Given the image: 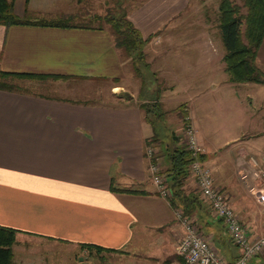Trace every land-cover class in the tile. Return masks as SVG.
<instances>
[{
    "label": "crops",
    "instance_id": "0c3cea01",
    "mask_svg": "<svg viewBox=\"0 0 264 264\" xmlns=\"http://www.w3.org/2000/svg\"><path fill=\"white\" fill-rule=\"evenodd\" d=\"M8 1H13L17 17L28 13L39 18L48 14L54 1L70 0ZM188 6L189 0H145L129 9L128 19L143 39L156 36V44L169 43L171 34L160 37L157 32L173 25ZM203 24L202 38L210 46L216 37L211 38ZM213 57L212 52L211 62ZM256 63L264 71V37ZM129 64L107 30L0 26V71L67 78L27 81L28 86L33 83L62 97L0 91V227L16 232L12 264H84L104 255L182 264L176 254L183 233L174 215L177 208L158 195L148 172L145 140L154 131L144 121L142 104H136L135 96L129 94L127 100L119 92L126 88L123 80ZM103 80H117L107 96L118 104L71 98L87 97L84 84ZM142 82L145 86V79ZM239 85L249 89L256 84ZM254 101L263 108L264 98L247 92V105ZM248 106L245 113L252 116ZM161 126L159 133L156 123L162 138ZM241 145L235 151L244 150ZM165 155L164 151L156 160L164 170ZM225 158L207 151L202 160L254 240L264 234V200L256 170L244 166L243 157L229 165L222 163ZM184 191L194 199V215L188 218L226 264H236L238 248L199 195L190 174ZM83 245L120 253L103 251L98 256ZM144 250L148 253H141ZM263 259L256 257L248 264H264Z\"/></svg>",
    "mask_w": 264,
    "mask_h": 264
},
{
    "label": "rangeland",
    "instance_id": "374dc122",
    "mask_svg": "<svg viewBox=\"0 0 264 264\" xmlns=\"http://www.w3.org/2000/svg\"><path fill=\"white\" fill-rule=\"evenodd\" d=\"M105 1L85 0V3L81 4L75 0L54 1L49 6V10L45 12L48 14L37 15V17L51 18L62 13L80 11H87L92 15L103 14L106 8ZM144 1L122 0V5L129 11L133 7H139ZM220 2L221 0H189V6L182 12L180 18L174 21L173 25L170 24L157 32L161 35L160 37L164 34H171L172 41L169 43L162 41L156 44V36H152L151 40L144 44L145 56L142 64H139V69L136 70L130 64L126 68L123 80L126 88L124 91H119L120 94L122 96L125 93L134 95L136 104H150L151 99L156 95L161 102V111L166 112L161 121L159 118L155 120L159 133L163 129L161 123L164 126L162 145L152 146L157 149L156 158H160L159 156L165 151L164 144L170 147L173 145L170 138L172 133L175 140H179L177 145L183 146V133L189 125L197 131V140L203 149V155L207 154V151H213L219 156L225 155L227 158L222 159L224 165H229L228 162L234 164L236 158L242 159V157L244 166H251V158L261 165V159L264 158V106L260 108L257 101H254L251 107L246 103L247 92H252L253 96L259 99L264 98V86L251 85L252 87L247 89L243 85L229 83L222 61L225 51L217 42L218 32L215 27L218 24ZM230 2L240 7L241 13L245 14L242 0H230ZM31 18L35 17L30 16ZM203 21L206 24L207 34L211 38L216 37L214 39L216 42L213 41L210 46L208 40L202 38ZM212 52L214 57L211 62L208 57L212 55ZM213 61L214 65H211ZM142 79L146 81L145 86H143ZM18 84L23 92L62 97L53 91L34 86L33 83L28 86L27 81ZM84 85H87V97L71 98L108 105L118 104L107 96L113 83L102 81ZM84 85L81 84L79 87ZM247 106L252 116L249 113L246 115ZM182 108L188 115V125L182 121ZM227 141L230 142L226 144ZM241 144L245 145V149L235 151L241 148ZM255 186L258 187V184ZM141 253H148V250ZM258 257L264 258V253ZM84 264L151 263L134 261L133 258L118 255H104L93 257Z\"/></svg>",
    "mask_w": 264,
    "mask_h": 264
},
{
    "label": "trees",
    "instance_id": "16d2710c",
    "mask_svg": "<svg viewBox=\"0 0 264 264\" xmlns=\"http://www.w3.org/2000/svg\"><path fill=\"white\" fill-rule=\"evenodd\" d=\"M78 3H85V0H75ZM109 1V2H108ZM245 14L241 13V8L232 4L230 0H221L218 6L219 37L224 48V72L229 83L244 84L252 83L264 85V71L256 63L257 51L264 37V0H242ZM106 8L103 14H90L87 11L61 14L51 18L30 19L27 13L23 17H17L13 11V1L0 0V26L5 28L11 26H33L43 28L60 29H84V30H107L115 47L121 51L131 65L138 70L145 56L143 48L149 39H143L139 31L128 19V8H124L122 0H106ZM48 79L59 80L55 76H38L30 74L7 73L0 71V91L23 92L20 89L22 81H45ZM109 81V80H103ZM101 82V81H100ZM117 83V80H111ZM125 98L130 96L126 93ZM123 96V97H124ZM144 121L148 123L154 134L145 140L146 147L162 145L163 138L156 133V118L162 120L166 112L161 111V104L157 97L151 99L150 104H142ZM181 118L184 124H188V115L184 108L181 109ZM158 121V119H157ZM173 145L164 144L165 156L168 167L161 171L171 190L169 202L173 208L182 210L187 217H193L194 203L193 197L186 196L184 191V181L189 176V166L192 162L190 153L184 146H178V139L173 141ZM204 159V155L202 156ZM157 158L153 159L156 162ZM113 192H121L111 187ZM123 192V190H122ZM16 232L0 227V264H12V246L15 243ZM99 255L103 251L107 253H120L116 250H103L95 246H81Z\"/></svg>",
    "mask_w": 264,
    "mask_h": 264
},
{
    "label": "built area",
    "instance_id": "2783aa9c",
    "mask_svg": "<svg viewBox=\"0 0 264 264\" xmlns=\"http://www.w3.org/2000/svg\"><path fill=\"white\" fill-rule=\"evenodd\" d=\"M183 144L192 158L189 174L195 182L199 195L208 203L214 216L223 222L229 239L239 250L236 264H248L264 253V234L250 240L237 212L229 204L223 191L214 184L213 174L202 160L204 152L198 144L197 131L190 125L184 130ZM156 152L157 150L152 147H147L145 150V156L149 159L148 172L158 195L169 200L171 190L167 180L161 174L159 164L153 162ZM250 160L251 166L256 170L254 177L259 182V194L264 200V167L255 159ZM174 215L183 229L176 249L182 264H226L214 246L199 233L191 218L185 216L180 209L175 210Z\"/></svg>",
    "mask_w": 264,
    "mask_h": 264
}]
</instances>
